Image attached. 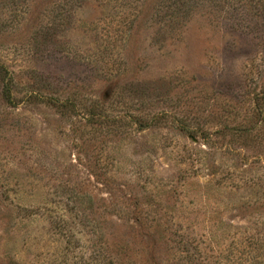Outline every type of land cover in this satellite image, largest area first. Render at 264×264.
<instances>
[{
	"label": "rangeland",
	"instance_id": "374dc122",
	"mask_svg": "<svg viewBox=\"0 0 264 264\" xmlns=\"http://www.w3.org/2000/svg\"><path fill=\"white\" fill-rule=\"evenodd\" d=\"M178 1L0 0V264H264V0Z\"/></svg>",
	"mask_w": 264,
	"mask_h": 264
},
{
	"label": "trees",
	"instance_id": "16d2710c",
	"mask_svg": "<svg viewBox=\"0 0 264 264\" xmlns=\"http://www.w3.org/2000/svg\"><path fill=\"white\" fill-rule=\"evenodd\" d=\"M197 5L196 0H180L178 3H174V6L172 8H169V13H168V20L170 22H175L179 21V18H181L182 13L186 12L187 14L191 13L192 10H194L195 6ZM158 15V13L156 12ZM169 29V27H168ZM0 71L8 73V70L3 66L0 65ZM248 75L251 77H259L264 75V67L253 63H250V66L248 67ZM9 76V75H8ZM13 77V76H12ZM11 76L8 78V80L5 81L4 83V88H3V99L5 102H7L10 105H15V86L16 82L15 79H13ZM261 90L259 93L256 95L254 99H252V103L256 106L255 109V115H264V79L260 85ZM26 102H32V101H38V102H44L50 106H57L58 109L59 107L64 106L63 104L59 103L58 100H45L40 98L39 92H32L30 95L26 96L24 99ZM155 119V117H154ZM150 120L149 124H143L142 121H138L139 124H143L140 126H150L152 121ZM258 124V123H256ZM154 125V124H153ZM256 126L253 125H248L244 127V125H241L240 127H237L236 129H233L232 134L238 138H244L246 141H251V143L254 145L260 141H264V136L261 138H258L257 135L255 134L256 131ZM256 135V136H255ZM208 135L207 137H209ZM11 263L14 262L17 263L16 261H10ZM18 264V263H17Z\"/></svg>",
	"mask_w": 264,
	"mask_h": 264
}]
</instances>
